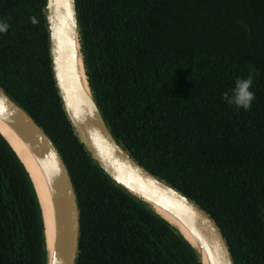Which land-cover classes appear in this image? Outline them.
<instances>
[{
	"label": "trees",
	"instance_id": "obj_1",
	"mask_svg": "<svg viewBox=\"0 0 264 264\" xmlns=\"http://www.w3.org/2000/svg\"><path fill=\"white\" fill-rule=\"evenodd\" d=\"M89 80L113 135L209 214L235 264H264V0H76ZM45 0H0V88L52 139L80 209L77 264H199L94 165L64 114ZM35 20V24L31 19ZM253 71L248 111L223 100ZM27 172L0 136V264H45Z\"/></svg>",
	"mask_w": 264,
	"mask_h": 264
},
{
	"label": "water",
	"instance_id": "obj_2",
	"mask_svg": "<svg viewBox=\"0 0 264 264\" xmlns=\"http://www.w3.org/2000/svg\"><path fill=\"white\" fill-rule=\"evenodd\" d=\"M43 15L54 85L73 133L92 163L112 184L167 223L192 249L199 264H235L213 218L181 191L146 170L113 135L90 84L76 0H45ZM31 21L35 24L33 18ZM0 121L26 146L45 180L55 229L52 250L44 245L45 264H77L80 209L62 155L43 128L2 88ZM0 136L22 163L34 188L44 240V216L35 180L1 131ZM261 219L264 225V210ZM172 222L184 233L176 232Z\"/></svg>",
	"mask_w": 264,
	"mask_h": 264
},
{
	"label": "bare ground",
	"instance_id": "obj_3",
	"mask_svg": "<svg viewBox=\"0 0 264 264\" xmlns=\"http://www.w3.org/2000/svg\"><path fill=\"white\" fill-rule=\"evenodd\" d=\"M0 131L8 139L11 145L14 147L15 151L18 153L22 161L25 163L29 172L35 180L37 185L38 194L41 200L42 212L44 216L45 232H44V244L48 248V251L52 250L54 242V216L52 210V204L50 196L45 184V180L38 169L36 163L29 154L26 146L16 137L14 132L10 130L5 124L0 121ZM161 213V212H160ZM162 216L166 217L161 213ZM167 218V217H166ZM175 231L178 233H184L183 230L174 222H172Z\"/></svg>",
	"mask_w": 264,
	"mask_h": 264
},
{
	"label": "clouds",
	"instance_id": "obj_4",
	"mask_svg": "<svg viewBox=\"0 0 264 264\" xmlns=\"http://www.w3.org/2000/svg\"><path fill=\"white\" fill-rule=\"evenodd\" d=\"M8 27L7 23L0 22V33L7 31ZM253 71L250 69L247 78H238L235 81V87L230 90L231 95L227 92L223 94L222 98L228 105H234L237 109L244 111H248L251 108L255 99V93L250 90L254 80Z\"/></svg>",
	"mask_w": 264,
	"mask_h": 264
}]
</instances>
